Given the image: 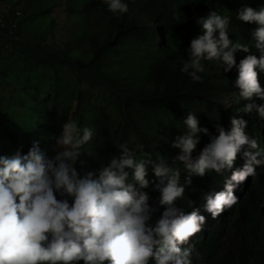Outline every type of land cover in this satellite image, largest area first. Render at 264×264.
I'll use <instances>...</instances> for the list:
<instances>
[{"label": "clouds", "instance_id": "9594fccd", "mask_svg": "<svg viewBox=\"0 0 264 264\" xmlns=\"http://www.w3.org/2000/svg\"><path fill=\"white\" fill-rule=\"evenodd\" d=\"M103 3L117 20L129 12L125 0ZM236 18L257 25L251 33L254 44L230 39L231 18L210 11L197 20L202 34L190 40L188 58L180 68L193 83H203L205 62H215L224 73L235 68L236 92L227 99L229 107L253 97L264 101L260 79L264 74V7L244 6ZM173 19L180 21L179 12L173 13ZM252 47L259 56L251 53ZM237 52L247 54L239 63ZM253 111L264 120V103L244 105V113ZM230 123V130L217 124L218 135H210L196 114L188 112L183 135L171 142L170 147L179 150L171 163L160 153L153 158L146 151L137 159L136 151L143 146L132 149L123 142L118 155L83 175L81 157L96 132L71 118L61 125L52 156L39 139L32 140L26 154L23 146L12 154L0 152V264H193V257L200 253L193 246H182L202 231L206 218L197 209L186 212L178 204L192 177L231 171L224 189L206 199L205 210L216 218L239 203L235 188L249 176L255 177L257 167L264 165V150L258 138L247 133V121L232 117ZM199 133L209 135L210 140L194 157ZM242 150L245 163L233 170ZM178 163L187 173L183 182ZM149 169L153 180L148 179ZM149 187L159 192L157 205L150 203Z\"/></svg>", "mask_w": 264, "mask_h": 264}, {"label": "rangeland", "instance_id": "374dc122", "mask_svg": "<svg viewBox=\"0 0 264 264\" xmlns=\"http://www.w3.org/2000/svg\"><path fill=\"white\" fill-rule=\"evenodd\" d=\"M97 1L103 0H0L1 6L12 5L21 12L17 34L24 37L23 41L16 43L13 48H6L4 44L7 37L0 35V116L7 115L13 123L15 133L19 136L16 146L28 149L32 140L39 139L41 147L48 150V155L52 156L54 153L51 147L55 137L60 134L61 125L68 118L76 120L79 126H91L96 130L100 110H104L111 118L109 130L118 129L130 148L134 149L137 144L142 145L133 129L123 125L124 116L115 102L113 93L116 89H112L110 85L115 82L119 90H124L125 95L132 94L131 91L135 89L147 94L152 88L150 65L159 56L174 52L175 46L170 44L167 51H162L131 37L118 36L116 29L109 25L108 19L94 12ZM53 26L55 29L51 34ZM106 41L111 42L112 47L107 50L102 62L83 72H77L68 66L38 63V60L46 57L54 58L65 50L73 60L90 63L94 58V51ZM217 72L220 74L223 70L219 69ZM80 77L85 81L80 83ZM81 93L84 94L83 100L79 98ZM234 94L235 92L223 91L216 96L211 95L210 101L233 113L239 112L247 103L254 102L258 105V98L253 97L252 101L241 100L239 104H232L229 107L227 99ZM137 97L146 99L140 94ZM140 108L137 104L136 124L140 126L141 117L144 130L169 140L183 135L185 131L183 120L188 112L195 113L189 109L179 116H168L167 113L162 112H158L155 116L147 107ZM200 108L203 110L205 107L200 105ZM253 113L254 111L251 114L245 113V119L253 120ZM198 135L202 138L203 133ZM9 142L5 124L0 117V148L2 144ZM91 144L85 147V151L91 147ZM107 146L110 149V158L119 154L115 140L109 139ZM143 151L152 152L153 158L156 153L163 155L155 147L143 146L142 150L136 151L137 159L141 158ZM244 163L243 157L242 164ZM99 166L96 162L88 164L85 169L87 172ZM185 176L187 173L182 171V182ZM204 177H207V174ZM204 177H192V183L186 187L183 200L202 201L195 209L205 216L206 222L203 226L206 227L217 218H213L205 210L206 199L222 191L230 176L227 175L226 180L220 185L214 181L212 186L207 188L197 187L203 186ZM148 179H154L151 169ZM238 186L243 189V185H237L234 193ZM148 189L153 190L152 187ZM150 203L156 205L151 200ZM228 211L227 230L221 238V251L235 252L237 229L240 226L236 219L239 214L234 205L220 215L226 216ZM155 218H158V214ZM195 236L191 237L189 243L182 248L189 247L191 239ZM255 259L254 255L248 257L247 264H258Z\"/></svg>", "mask_w": 264, "mask_h": 264}, {"label": "trees", "instance_id": "16d2710c", "mask_svg": "<svg viewBox=\"0 0 264 264\" xmlns=\"http://www.w3.org/2000/svg\"><path fill=\"white\" fill-rule=\"evenodd\" d=\"M129 6V12L124 15L122 20H117L107 11L106 4L103 1L95 3L94 12L101 14L108 19L110 26L116 29L118 36H127L138 40L139 42L155 46L156 48L167 51L170 44L175 46L174 52H169L159 56L155 62L150 65V77L152 88L147 94H143L140 90H132V94H123L124 90H119L118 84L113 82L110 87L116 89L114 93L115 102L124 116V124L133 129L135 136L142 142L146 148L155 147L168 160L177 154L179 150L170 147L173 140L164 138L154 132H148L143 129L144 125L140 117V126L136 124L135 116L137 113L136 106L140 105V109L148 108L152 110L155 116L158 112L167 113L168 116H179L191 109L197 115L201 127H207L210 135H218L216 125L221 124L226 130H230L232 117L237 119L243 118L247 121L246 131L250 136L258 138L260 149L264 150V120H261L253 113L254 119H245L243 107L239 112L233 113L221 105L214 104L210 101L212 96H216L224 91V93L236 92L232 82L236 79L237 71L234 68L229 73L217 71L221 69L215 62H205V72L203 83H193L187 74L180 71L183 63L187 60V48L190 40L199 34H202L201 27L197 23L200 17H207L210 11H217L222 15H227L231 18L229 27V38L240 43L254 44L251 39L252 31L257 27L255 24H245L236 18V12L244 7L250 6L254 9L264 7V0H125ZM4 10L7 17L14 15L17 10L12 5H0V12ZM179 12L180 21L173 19V13ZM5 21L7 18H4ZM20 24L18 23L15 31V36L18 40L6 39L4 46L13 48L16 43L23 41V36H18ZM55 26L51 28L54 32ZM0 28V35L3 32ZM20 35V34H19ZM25 42V41H24ZM112 47L109 41L104 42L94 51V58L90 63L84 61L73 60L69 56L68 51L60 52L54 58L46 57L38 60L41 65H58L68 66L75 69L77 72H83L92 66L102 62L107 50ZM251 53L259 56V52L254 47L251 48ZM247 55L243 52L236 53L237 63ZM261 84L264 86V74L260 76ZM80 83L85 79L79 78ZM144 95L146 99H138L137 95ZM212 95V96H211ZM80 100L84 99V94L79 96ZM248 101V100H247ZM264 103L258 98V105ZM200 105L205 107L203 110ZM140 109L138 111H140ZM100 119L97 122L95 130L96 136L93 138L91 147L86 150V153L81 157L85 164L80 168L81 175L86 173V166L93 163H107L110 160V149L107 146V141L113 139L120 143L125 142L120 131L109 130L111 122L110 116L100 110ZM1 119L5 124V130L9 143L2 144L0 152L12 154L16 149L21 148L15 145L19 140V136L15 133L13 123L10 118L1 114ZM147 121V120H146ZM210 140L209 135H202L200 144L193 153L195 157L200 149ZM31 146V144H30ZM151 146V147H150ZM24 154L28 149L22 148ZM90 152L91 155L87 153ZM243 150L238 155L234 169L242 168ZM259 158V157H258ZM264 158V157H262ZM177 166L181 172L184 171L183 164L178 163ZM255 177H248L241 185L238 186L234 193L239 203L235 205V209L239 216L236 219L240 225L237 229V246L236 251L230 250L221 251V238L227 230V222L229 211L226 216L220 215L214 219L208 226L202 227V231L196 234L191 239L190 246H193L199 253V257H193V264H247L248 257L254 255L258 264H264V165L257 167ZM231 175V171L221 174L211 172L207 177L202 179L203 186L199 188H207L212 186L215 181L217 185L222 184L226 180V176ZM199 180V179H198ZM147 192L151 197V201L158 204L159 192L148 189ZM201 200H182L179 202L186 212H190L199 205ZM163 208H160V212ZM159 217V212L157 213ZM187 248V247H184ZM257 254V256H256ZM82 264V262H81Z\"/></svg>", "mask_w": 264, "mask_h": 264}, {"label": "built area", "instance_id": "2783aa9c", "mask_svg": "<svg viewBox=\"0 0 264 264\" xmlns=\"http://www.w3.org/2000/svg\"><path fill=\"white\" fill-rule=\"evenodd\" d=\"M6 14L7 13H5L4 10L0 12V28L4 29L2 34H4L7 38L11 40H18V37L15 36V31L18 26V20L21 16V12L16 10L14 12V15H12L11 17H7ZM5 17L7 18L6 21L4 19Z\"/></svg>", "mask_w": 264, "mask_h": 264}]
</instances>
